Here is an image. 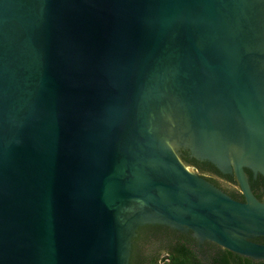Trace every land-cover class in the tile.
Segmentation results:
<instances>
[{
	"label": "water",
	"instance_id": "1",
	"mask_svg": "<svg viewBox=\"0 0 264 264\" xmlns=\"http://www.w3.org/2000/svg\"><path fill=\"white\" fill-rule=\"evenodd\" d=\"M245 168L264 0H0V264H129L149 224L264 260Z\"/></svg>",
	"mask_w": 264,
	"mask_h": 264
},
{
	"label": "trees",
	"instance_id": "2",
	"mask_svg": "<svg viewBox=\"0 0 264 264\" xmlns=\"http://www.w3.org/2000/svg\"><path fill=\"white\" fill-rule=\"evenodd\" d=\"M245 170L252 187L254 179L251 171L248 168ZM257 176L264 182L263 175ZM226 177L233 187L226 190V193L236 200H243L234 176ZM213 184L219 187L221 183L217 180ZM254 240L263 242L264 236ZM129 264H264V260H254L237 254L211 241L199 243L190 230L178 231L159 224L148 225L137 231L132 242Z\"/></svg>",
	"mask_w": 264,
	"mask_h": 264
},
{
	"label": "flooded vegetation",
	"instance_id": "3",
	"mask_svg": "<svg viewBox=\"0 0 264 264\" xmlns=\"http://www.w3.org/2000/svg\"><path fill=\"white\" fill-rule=\"evenodd\" d=\"M251 171V170H250ZM251 174H252V177H253V184H252V187H251V190H252V192H253V194L255 195V196H257L258 198H260V199H264V182L263 181H261L259 178H257L258 176V174H260V173H257L256 174V176H254L253 175V173L251 172ZM227 175H229V176H234L232 173H228ZM226 175L224 176V177H222V178H220L219 179V181H220V183L221 184H219V187L220 188H222L225 192H226V190H228V189H230V188H233L232 187V185L230 184V182H228L227 180H226ZM248 177H249V175H248ZM250 183V182H249ZM240 190V189H239ZM243 197V196H242ZM243 200H244V198H243ZM150 226H157V225H159V224H149ZM260 237V236H259ZM261 243H264V241L263 242H261Z\"/></svg>",
	"mask_w": 264,
	"mask_h": 264
}]
</instances>
